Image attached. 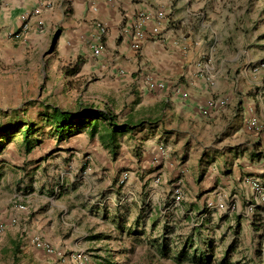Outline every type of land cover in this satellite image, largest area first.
<instances>
[{
  "label": "rangeland",
  "instance_id": "1",
  "mask_svg": "<svg viewBox=\"0 0 264 264\" xmlns=\"http://www.w3.org/2000/svg\"><path fill=\"white\" fill-rule=\"evenodd\" d=\"M216 5L215 71L225 60L213 78L225 91L213 99L222 95L238 112L241 98L264 96V0H217ZM81 61L63 62L55 71L44 66L47 75L39 74L38 85L9 94L16 108L0 109V136L28 123L31 138L41 141L31 153L24 151L25 161L22 131L10 141L0 138V163H7L0 164V205L9 207L18 195L30 194L42 195L45 208L57 216L66 208L72 221L86 225L85 254L104 264H264L263 209L237 204L242 194L234 188L218 196L208 193L212 189L193 190L203 174L194 170L198 153L187 148L192 137L185 141L190 128L182 112L178 116V109L152 101L155 96L141 102L137 71L125 81L105 79L101 69L70 73L76 63L82 72ZM258 70L257 79L242 75ZM226 73L236 78L233 88L242 86L235 101L228 97ZM51 107L72 113L107 110L118 123L135 127L117 136L113 151L88 129L64 133L63 141L47 121ZM181 251L186 257H178Z\"/></svg>",
  "mask_w": 264,
  "mask_h": 264
},
{
  "label": "crops",
  "instance_id": "2",
  "mask_svg": "<svg viewBox=\"0 0 264 264\" xmlns=\"http://www.w3.org/2000/svg\"><path fill=\"white\" fill-rule=\"evenodd\" d=\"M216 3L97 0L93 10L91 0H0V109L16 108L9 103V94L38 85L39 74L47 75L44 66L57 70L63 62L83 60L82 72L77 68L74 74L101 69L105 79L121 81L132 80V72L137 71L134 77L139 81L140 101L155 96L152 101L178 109V116L182 112L189 124L190 136L185 141L192 137L187 148L198 153L194 170L203 174L193 190L212 189L208 193L218 196L234 188L242 194L237 196V204L250 203L257 212L263 209L264 216V200L256 198L250 182L255 179L264 184V96L241 98L238 112L233 110V101L209 106L210 100L223 99L222 95L213 99L214 95L225 91L220 80L213 78L225 60H220L215 71ZM160 12L163 18L158 17ZM22 15L27 16L25 21ZM23 22L27 23L24 31ZM99 24L106 29L100 40ZM97 45L101 46L98 56L93 53ZM204 53L209 57L203 59ZM237 58L236 54L231 60ZM260 72L243 71L242 75L257 79ZM223 78L228 97L235 101L236 78L227 73ZM148 80L153 87L148 86ZM24 151L23 146L25 157ZM42 197L21 194L11 206L0 205V264H104L85 254L86 225L72 221L66 208L57 216L53 209L45 208ZM34 237L67 254L65 259L36 248ZM72 254L80 257L76 260Z\"/></svg>",
  "mask_w": 264,
  "mask_h": 264
},
{
  "label": "trees",
  "instance_id": "3",
  "mask_svg": "<svg viewBox=\"0 0 264 264\" xmlns=\"http://www.w3.org/2000/svg\"><path fill=\"white\" fill-rule=\"evenodd\" d=\"M75 66H78V63H76ZM75 66L70 70V73L76 72L77 68ZM46 116L48 117L47 121L52 124L54 132L59 134L60 138H62L60 140L64 139V133L67 134V136H71L84 129H88L91 136L98 134L101 144L112 151L117 147V136L128 132L132 127H135L134 124H131L128 121L118 123L115 120V117L107 110H85L78 113H72L70 111L61 110L57 107H51V112L46 114ZM105 124H107V126H105ZM75 127H77V130L72 132ZM21 131L23 146L28 153L35 147V145L40 143L38 138H31V124L27 123L20 125V123H17L11 126L10 129H7L6 133L2 134L0 138H5L6 141H10L16 133ZM2 148L3 146L0 148V151ZM178 257H186V254L181 251L179 252ZM194 258V256H191L189 259L194 261ZM204 259L207 260V258ZM200 261V263H203V260Z\"/></svg>",
  "mask_w": 264,
  "mask_h": 264
},
{
  "label": "built area",
  "instance_id": "4",
  "mask_svg": "<svg viewBox=\"0 0 264 264\" xmlns=\"http://www.w3.org/2000/svg\"><path fill=\"white\" fill-rule=\"evenodd\" d=\"M96 2H97V0H91V7H92L93 10H96ZM26 17H27L26 15H22L21 18H22L23 21H25ZM158 17L163 18L164 14L162 12H160L158 14ZM39 25L42 26V23L39 22ZM98 26H99V36H98V38L100 40L102 38V36L106 33V29H105V27L102 24H99ZM26 29H27V23L23 22L22 30L24 31ZM100 49H101V46H99V45L93 47L94 55L98 56L100 54ZM256 70H257V68L253 69V71H256ZM147 83H148V85L150 87H153V85H154L150 80L147 81ZM159 86H161V84ZM226 103H227V101L225 99L210 100L209 106H211V107H220V106H224ZM250 182H251V187L253 188L254 193L257 196L256 198L260 197L261 200H264V184L261 183L259 180H255V179L250 180ZM174 195H175V199L176 200H178L180 198L179 189L175 190ZM20 207L23 208V206H20ZM251 207H253V206L251 205ZM1 234H2V230L0 229V236H1ZM32 243H33V245L36 248L42 249L48 254L55 255V256L58 257V259L64 260L65 257H66L65 253L54 249L52 247V245L48 241H46V240H44V239H42L40 237H34L32 239ZM72 257L76 258V260H77L78 257H80V255L77 256L75 254H72Z\"/></svg>",
  "mask_w": 264,
  "mask_h": 264
}]
</instances>
